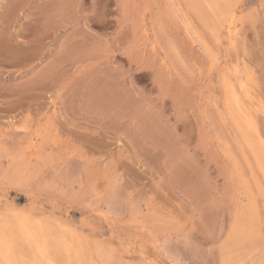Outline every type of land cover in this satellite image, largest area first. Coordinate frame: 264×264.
Returning a JSON list of instances; mask_svg holds the SVG:
<instances>
[{
    "label": "rangeland",
    "instance_id": "rangeland-1",
    "mask_svg": "<svg viewBox=\"0 0 264 264\" xmlns=\"http://www.w3.org/2000/svg\"><path fill=\"white\" fill-rule=\"evenodd\" d=\"M261 139L264 0H0L4 264L259 263Z\"/></svg>",
    "mask_w": 264,
    "mask_h": 264
},
{
    "label": "bare ground",
    "instance_id": "bare-ground-1",
    "mask_svg": "<svg viewBox=\"0 0 264 264\" xmlns=\"http://www.w3.org/2000/svg\"><path fill=\"white\" fill-rule=\"evenodd\" d=\"M203 4L205 5V3H203ZM211 7H212L213 9H217V8H218V4L213 3V4L211 5ZM207 9H208V8H207ZM199 11L201 12V10H199ZM202 14H203V13H202ZM232 15H233V14H232ZM232 15H231V16H232ZM203 16H204V15H203ZM210 16H211V15H210ZM214 19H216V18H214ZM222 19H223V18H222ZM217 20H218V19H217ZM207 21H208V20H207ZM222 21H223V20H222ZM218 23H219V22H218ZM206 25H209V23L206 24ZM209 26H210V25H209ZM211 26H212V25H211ZM210 29H212V28H210ZM212 31H213V30H212ZM210 32H211V30H210ZM213 34H214V33H213ZM214 35H216V34H214ZM215 37H217V36H215ZM215 40H216V39H215ZM244 77H245V76H244ZM229 81H230V79H229ZM241 82H242V81H241ZM230 84L232 85V83H230ZM231 85H230V86H231ZM241 85H242V83H241ZM241 85H240V86H241ZM237 86H238V85H237ZM231 88H232V90H234L233 87H231ZM238 88H239V87H238ZM249 90H250V89H249ZM236 91H237V90H236ZM236 91H235V92H236ZM250 91H251V90H250ZM250 91H249V92H250ZM233 92H234V91H233ZM235 92H234V94H236ZM237 94H239V93H237ZM250 94H251V93H250ZM252 94H253V93H252ZM227 95H228V94H227ZM228 98H229V96H228ZM238 98H239V97H238ZM238 98H236V99L238 100ZM240 98H241V97H240ZM232 102H233V101H231V103H232ZM237 102H238V101H237ZM239 102L242 103L241 101H239ZM233 103H234V102H233ZM235 103H236V101H235ZM258 103H259V102H258ZM236 104H237V103H236ZM242 104H244V101H243ZM245 104H246V103H245ZM245 104H244V105H245ZM227 105H228V103H227ZM233 105H234V104H233ZM239 105H240V104H239ZM244 105H243L242 108H244ZM245 106H246V105H245ZM234 107H235V105H234ZM236 108H237V107H236ZM240 108H241V105H240ZM247 109H248V106H247V108H246L245 110L242 109V112L246 111ZM237 110H238V109H237ZM237 110H236V111H237ZM250 111H251V109H250ZM237 113H240V112H237ZM244 113H245V112H244ZM246 114H247V113H246ZM240 115H241V113H240ZM232 116H235V114H233ZM247 116H248V115H247ZM238 117H239V116H238ZM242 117H243V116H242ZM243 118H244V117H243ZM243 118H242V119H243ZM239 119H240V117H239ZM239 119H238V120H239ZM241 121H242V120L240 119V122H241ZM243 121H245V120L243 119ZM250 122H252V121H250ZM241 123L244 124V122H241ZM245 123H246V122H245ZM246 124H247V123H246ZM246 124H245V125H246ZM243 126H244V125H243ZM246 127H249V125L247 124V126H245V128H244L245 130H246ZM250 127H251V126H250ZM250 127L247 129L248 132H249ZM244 129H243V130H244ZM247 130H246V131H247ZM251 130H252V129H251ZM245 133H247V132H245ZM248 134H249V133H248ZM250 134H251V133H250ZM247 136H248V135H247ZM249 136H250V135H249ZM249 136H248V137H249ZM249 138H250V140H251L252 136L249 137ZM261 138H262V137H261ZM252 139H253V138H252ZM257 139H258V138H257ZM260 141L263 143V139H261ZM251 142H252V140H251ZM254 142H255V140H254ZM261 142H259V143H261ZM255 144H257V143H255ZM263 144H264V143H263ZM261 145H262V144H261ZM254 146H255V145H254ZM254 146L252 145V147H254ZM256 146H258V145H256ZM256 146H255V147H256ZM260 148H261V147H260ZM258 150H261V152H264L263 147H262L261 149H258ZM258 150H257V147H256V151H258ZM253 151H255V149H253ZM259 152H260V151H259ZM259 152H258V153L255 152V153H256V154H259ZM261 155H262V156H261ZM261 155H258V156H259L260 158H261V157H264V156H263V153H261ZM256 157H257V156H256ZM261 159H262V158H261ZM263 159H264V158H263ZM260 161H262V160H260ZM263 162H264V161H263ZM263 162H261V164H262ZM262 166H263V164H262ZM256 167H257V165H256ZM257 168H258V167H257ZM258 170H259V169H258ZM260 174H261V177H262L263 174H262V173H260ZM263 177H264V176H263ZM263 177H262V178H263ZM253 179H254V178H253ZM256 180H257V178H256ZM254 181H255V180H254ZM260 183H261V182H260ZM262 184H263V183H262ZM263 187H264V185H263ZM251 189H252V188H251ZM260 199H261V198H260ZM253 202H254V201H253ZM9 210H10V209H9ZM10 211H11V210H10ZM238 211H239V210H238ZM6 212H8V211H6ZM6 212H2V213H6ZM21 212H22V211H21ZM241 212H242V211H239V213H238L239 216L235 219V221H234V223H233V225H232V231H231V232L234 233V234L237 233V232H239V231H241V229H243V228H242V226H243L242 223H243V222H242V220H240V217L243 215V213H241ZM2 213H1V214H2ZM6 214H8V213H6ZM32 214H33V213H32ZM10 215H11V213H10ZM10 215H9V216H10ZM1 216H2V215H1ZM5 216H6V215H5ZM12 216H13V215H12ZM23 216H24V215H23ZM30 216H31V215H30ZM30 216H28V217H30ZM35 216H36V214H35ZM41 216H42V215H41ZM7 217H8V216H7ZM10 217H11V216H10ZM16 217H17V216H16ZM18 217H21V216L19 215ZM26 217H27V216H26ZM28 217H27V218H28ZM39 217H40V216H39ZM39 217H38V219H40ZM49 217H50V216H49ZM21 218H22V217H21ZM7 219H8V218H7ZM9 219H10V218H9ZM36 219H37V218H36ZM45 219H46V218H44V219L42 218V220H45ZM3 220H4V218H3ZM3 220H2V221H3ZM12 220H13V219H12ZM20 220H21V219H20ZM30 220L32 221V219H30ZM30 220H28V222H29ZM40 220H41V219H40ZM47 220H48V219H47ZM54 220H55V219H54ZM6 221L9 223V220H6ZM14 221H15V220H13V225L15 224ZM21 221H22V220H21ZM31 221H30V223H31ZM34 221H37V220H34ZM38 221H39V220H38ZM3 222H4V221H3ZM3 222H2V224H3ZM10 222H12V221L10 220ZM25 222H26V221H25ZM16 223H17V221H16ZM19 223H20V222H19ZM37 223H38V222H37ZM39 223H40V222H39ZM44 223H45V222H44ZM65 223H66V222H65ZM65 223H64V224H65ZM20 224H21V223H20ZM34 224H35V223H34ZM40 224H41V223H40ZM40 224H39V226H40ZM45 224H47V223H45ZM45 224H43V225H45ZM60 224H61V223H60ZM3 225H4V224H3ZM5 225H9V224H7V223L5 222ZM22 225H23V224H22ZM29 225H30V224H29ZM32 225H33V224H32ZM67 225H68V224H67ZM14 226H15V225H14ZM18 226H19V224H18V225L16 224L15 228L18 227ZM25 226H26V225H25ZM47 226H48V225H47ZM0 227H1V224H0ZM3 227H6V226H3ZM19 227H20V226H19ZM43 227H44V226H41V228H43ZM50 227H51V226H50ZM50 227H49V228H50ZM69 227H70V226H69ZM7 228H8V226H7ZM7 228H6L5 230H7ZM9 228H10V227H9ZM25 228H26V227H25ZM34 228H37V229H38V227H34ZM49 228H48V229H49ZM52 228H53V227H52ZM52 228H51V230H52ZM71 228H72V227H71ZM73 228H74V227H73ZM73 228H72V231H73ZM27 229H29V228H26V232H27ZM30 229H31V227H30ZM30 229H29V230H30ZM9 230H10V229H9ZM14 230H16V229H14ZM17 230H18V229H17ZM22 230H23V228H22ZM69 230H71V229H69ZM2 231H3V230H2ZM36 231H37V230H36ZM4 232H5V231H4ZM12 232H13V231H12ZM15 232H16V231H15ZM23 232H25V231H23ZM26 232H25V235H27ZM28 232H29V231H28ZM37 232H39V231H37ZM37 232H36V233H37ZM40 232H41V231H40ZM50 232H51V231H50ZM73 232H74V231H73ZM76 232H77V231H76ZM241 232H242V231H241ZM241 232H240V233H241ZM6 233H7V232H6ZM16 233H17L16 235H19V234L22 235V231H20L19 234H18V231H17ZM9 234H10V233H9ZM30 234H31V233H30ZM48 234H49V232H48ZM48 234H47V235H48ZM79 234H80V233H79ZM241 234H242V233H241ZM241 234H240V235H241ZM243 234H244V233H243ZM1 235H2V234H1ZM4 235L6 236V234H4ZM7 235H8V234H7ZM12 235H13V234H12ZM14 235H15V234H14ZM235 235H236V234H235ZM240 235L238 234V236H240ZM22 236H23V235H22ZM29 236H30V235H29ZM236 236H237V235H236ZM8 237H9V236H8ZM26 237H28V235H27ZM30 237H31V236H30ZM9 238H10V237H9ZM39 238H40V237H38V239H39ZM6 239H7V237H6ZM22 239H23V238H22ZM27 239H29V238H27ZM90 239H91V237H90ZM95 239H96V238H95ZM7 240H8V239H7ZM78 240H79V239H78ZM9 241H10V239H9ZM28 241H29V240H28ZM28 241H27L26 243H29ZM37 241H39V243H40V240H37ZM90 241H91V240H90ZM24 242H25V241H24ZM96 242H97V241H96ZM96 242H93V243H96ZM101 242H102V241H101ZM98 243H99V242H98ZM98 243H97L96 245H99ZM100 244H101V243H100ZM25 245H27V244H25ZM39 245H40V244H39ZM39 245H38V246H39ZM96 245H93V246H96ZM103 245H104V244H103ZM107 245H108V244H107ZM8 246H9V245H8ZM8 246H7V245H2V247L0 246V261H1V262L4 261V259L6 258L7 253H9V252L11 251V248L8 247ZM11 247H12V246H11ZM18 247H19V245H18ZM99 247H101V246H99ZM13 248H14V249L16 248L15 245L13 246ZM13 248H12V250H13ZM92 248H93V247H92ZM58 250H59V249H58ZM76 250H77V249H76ZM93 250L95 251V248H94ZM18 251H19V250H18ZM18 251H15V254H16V252H18ZM94 251H93V253H94ZM106 251L108 252L109 249H107V250L105 249V251H104V252H105V255H106V253H107ZM78 252H79V251H78ZM97 253H98L99 257H101V258L103 259V262H105V259H106L107 257L105 258V255H104L103 251H102V252L97 251ZM80 254H81V252H80ZM108 254H109V253H108ZM58 255H59V254H58ZM81 256H82V255H81ZM96 256H97V255H96ZM109 256H110V255H109ZM16 257H18V256L16 255ZM38 257H39V256H38ZM99 257H98V258H99ZM139 258H140V257H139ZM141 258H144V256L141 257ZM17 259H18V258H17ZM27 259H28V258H26L25 261L22 260L21 263H19V264H32L31 262L29 263V262L27 261ZM83 259H84V258H83ZM144 260H145V258H144ZM38 261H39V260H38ZM40 261H42V260H40ZM106 261H107V260H106ZM137 261H138V259H137ZM63 262H64V261H62L61 263H63ZM140 262H141V260H140ZM147 262H148V261H147ZM2 263H3V262H2ZM99 263H100V262H99ZM110 263H111V262H110ZM110 263H109V264H110ZM3 264H4V263H3ZM8 264H14V263H9V262H8ZM33 264H34V263H33ZM51 264H52V263H51ZM53 264H54V263H53ZM92 264H94V262H93ZM106 264H107V263H106ZM134 264H135V263H134ZM144 264H145V263H144ZM146 264H147V263H146ZM256 264H264V259H263L261 262L256 263Z\"/></svg>",
    "mask_w": 264,
    "mask_h": 264
}]
</instances>
